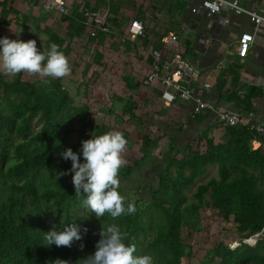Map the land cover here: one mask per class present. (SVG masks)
Returning a JSON list of instances; mask_svg holds the SVG:
<instances>
[{
  "label": "trees",
  "instance_id": "trees-1",
  "mask_svg": "<svg viewBox=\"0 0 264 264\" xmlns=\"http://www.w3.org/2000/svg\"><path fill=\"white\" fill-rule=\"evenodd\" d=\"M0 6V23L8 26L10 21L3 19L10 13H17L7 0ZM61 21L67 24L64 35L68 41L50 28L40 31L35 26L34 30L47 36L45 52L50 50L51 43H56L68 57L74 51L71 47L73 39L80 38L89 25L82 12L62 15ZM24 23L23 18L20 24ZM110 35L114 34L98 33L96 37H89L88 42L102 46ZM101 59L102 55L96 53L94 63ZM127 85L128 88L132 86ZM136 109V104L129 101L122 108V116L134 119ZM88 112L87 106L73 107L61 78H43L30 83L22 80V73L11 81L5 80L4 73H0V264H54L57 259L78 264L94 254L95 244L100 239L99 232L111 225L129 233L126 243L135 244L134 255L137 256L138 249H142L139 235H149L151 239L145 248L155 264H181L186 247L181 230L188 229L186 233L190 235L188 216H196L203 207L216 210L225 222L232 217L235 229L243 239L262 231L264 192L255 188L251 178L235 179L232 174L239 171L241 165L264 170V156L258 151L250 153L247 147L250 133L247 128L236 130L235 127L226 129L231 136L228 145L213 146L206 136L204 153L188 148L180 159L176 157L172 140H168V157L164 166L154 170L157 185L149 189V201H134V214L116 219L108 213L99 219L92 214L87 221L73 216L72 213L83 206L87 195L82 190L81 196L75 195L73 173L69 171L71 161L64 160L60 155L62 151L58 149L70 148L83 163L81 141L92 137L81 136L74 146L68 145L67 140L75 131L73 123H79L82 129L88 128L94 136L111 131L109 125L92 123L87 118ZM33 124L39 125L38 131H33ZM158 142L159 139L144 136L141 156L134 165L138 166L148 158ZM211 164L218 165L219 179L211 178L206 184L197 186L193 194L195 203L186 205V193ZM124 170L129 175L133 168ZM62 172L68 174L57 175ZM261 177H264V171ZM205 195L208 199H204ZM150 207L157 212L159 222L152 221L147 211ZM49 212L53 214L54 226L58 230L70 224L86 223V235L80 241H74L71 247H47L43 234L50 231L46 222ZM248 243L253 244L249 240ZM261 251H264V239L254 248L241 243L235 250L220 243L206 254L200 264H213L216 259L219 264H264Z\"/></svg>",
  "mask_w": 264,
  "mask_h": 264
},
{
  "label": "crops",
  "instance_id": "crops-1",
  "mask_svg": "<svg viewBox=\"0 0 264 264\" xmlns=\"http://www.w3.org/2000/svg\"><path fill=\"white\" fill-rule=\"evenodd\" d=\"M2 1L4 0H0V3ZM7 1L17 15L10 13L3 19L7 22L10 21L6 27H9L11 23L20 24L24 18V26L32 24L33 27L38 26L40 31L50 28L66 40L67 37L64 33H66L67 24L62 23V14L57 11H44L42 9L44 0ZM238 1L243 8L249 10L264 9V0ZM66 4L67 13L65 16L75 15L84 10L98 11L106 14L108 23L113 31L118 33V36L125 37L119 39L120 37L114 33V35L106 37L102 46L91 43L95 51L92 65L97 67L101 66L102 62L104 64L106 55L114 60L115 63H112V66L124 65V61L120 63L121 57L128 54L132 62L128 65L129 70L139 72L140 76H134L132 73L125 80L130 85L129 81L134 77L135 81L132 80L138 84L136 89L139 90V96L142 98L139 102L146 105L147 108L144 110L148 113L149 119L152 115L154 118H162L167 113L171 115L170 122L173 124L174 130L168 140H172L171 143L175 146L177 154L182 148L186 153L188 148L204 153L206 151V136L212 141L213 146L228 145L231 140L230 133L226 130L228 126H223L220 123L217 111L237 114L240 123L235 127L236 130L247 128L249 124H264V29L255 32L254 41L246 58L240 59L236 54L239 35L244 32L253 33V25L246 17L233 14L227 7H222L219 14L206 17L201 7V0H66ZM132 20H138L144 25V37L129 39L126 36L125 30ZM0 25L3 24L0 23ZM60 32H63V36L60 35ZM177 33L180 36L177 46L171 47L163 42L164 37ZM28 39L31 40V36ZM120 40L123 44L120 43ZM88 41L86 30L80 38H74L72 42L78 43L79 46ZM153 50H159L164 57L178 53L184 60L200 69V76L194 77L190 86L198 97L212 102L217 111L192 117L190 116L191 102L176 101L168 106L163 105L161 86L157 84L148 87L142 86V78L150 71ZM96 53L102 55V59L98 63H94ZM97 77L99 78V76ZM204 83L210 85L206 90L202 86ZM134 93L136 92L134 91ZM133 102L136 104L134 99ZM136 106L139 108L137 104ZM153 120L155 123L157 122L156 119ZM248 132L251 136L247 143L249 152L258 151L259 154H263L264 140L258 135ZM168 140L166 142L167 151ZM262 171L264 170L241 165L239 171L232 174V178H251L255 182V188L264 192ZM205 173L206 175L210 173L209 177L203 176L205 179L208 178V181L211 178L219 179L218 165H208ZM233 238L231 243L238 245L232 250L240 247L241 243L254 248L258 242L264 239V237L258 239V234L249 239H243L238 232L237 237ZM248 240L253 244L248 243ZM220 243L226 246L225 243ZM228 245L230 244L228 243ZM261 253L264 254V251Z\"/></svg>",
  "mask_w": 264,
  "mask_h": 264
},
{
  "label": "rangeland",
  "instance_id": "rangeland-1",
  "mask_svg": "<svg viewBox=\"0 0 264 264\" xmlns=\"http://www.w3.org/2000/svg\"><path fill=\"white\" fill-rule=\"evenodd\" d=\"M20 29L21 32L19 33ZM88 29L89 27L87 26ZM116 34L118 36V33ZM60 35L63 36V32H60ZM30 36L31 40L36 41L38 51L45 52L44 45L47 36L44 33L36 32L32 24L24 26L23 24L11 23L9 27L0 25V38L7 37L11 40L18 39L27 42ZM124 38L122 36L119 39ZM66 41H68L67 38ZM120 43L123 44L122 41ZM77 44L73 42L71 44L74 52L67 57L71 72L68 76L61 78V82L70 94L73 107H88L87 118L92 123H103L109 125L111 131L123 133L125 139L128 141L126 150L123 153V158L127 160V164L119 172L121 182L119 191L131 202L138 199L147 202L150 199L149 189H154L157 185L154 170L163 167L164 160L168 157L166 142L174 130L173 124L170 122L171 115L167 113L162 118H154L152 115L151 119H149L148 113L144 110L147 108L146 105L139 102L142 98L139 96V90L136 89L138 84L135 89L133 87L136 85L134 77H132L134 81L132 79L129 81L130 85H132L131 88H128L129 86L126 84L125 79L132 73L134 76H140L139 72H131L129 70L128 65L132 62L128 54H125L123 58L121 57L120 63L124 61V65L112 66V63H115L114 60L112 57L106 55L104 64L102 62L101 66L95 67L92 65L95 52L94 46L89 42L79 46ZM86 67L88 68L87 71ZM0 73H3L2 69H0ZM13 78L4 74L5 80L11 81ZM40 79L43 78L38 75L22 73V80L24 82L34 83ZM133 99L139 108L137 107L134 111L135 118L128 119V116H122V108L127 102H133ZM153 119H156L157 122L155 123ZM73 125L75 131L67 140V144L71 146H74L81 136L91 135L88 128L82 129L77 122H74ZM38 129L39 125L33 124V131H38ZM144 136H149L151 139H159V142L150 152L151 156L141 161L138 166H135L134 162L141 156V144ZM58 151L63 152L62 147ZM184 154L186 152L182 148L178 151L176 157L180 159ZM126 167L133 168L131 174H125L124 169ZM206 173L203 176L209 177L210 173L207 175ZM203 176L196 179L195 185L186 193V205L195 203V199L193 198L195 188L198 185L206 184L208 181V178L205 179ZM204 199H208V196H205ZM147 211L152 221L159 222L157 212L153 207L148 208ZM72 214L75 217L82 218L83 221H87L92 217L91 211L84 205ZM46 215V222L49 223V229L51 230L56 224L53 219L54 216L50 212ZM188 219H190V235L186 233L188 229L183 228L181 230V237L186 245L185 256L181 259V264H200L205 259L206 254L211 253L212 249L220 242L225 243L230 250L234 249L236 243L233 245L231 240L234 239L233 237H237V232L235 231V227H233L235 224L232 222V217L229 218V222H225L216 210L203 207L198 211L196 216L189 215ZM143 220H145L144 217ZM75 226L81 230V235L84 237L86 233L83 230L88 227V224L82 223ZM150 239L149 235H139V243H141L142 249H138L137 256L149 255V251L145 246ZM251 240L253 241V239ZM213 264H219V260L216 259Z\"/></svg>",
  "mask_w": 264,
  "mask_h": 264
},
{
  "label": "clouds",
  "instance_id": "clouds-1",
  "mask_svg": "<svg viewBox=\"0 0 264 264\" xmlns=\"http://www.w3.org/2000/svg\"><path fill=\"white\" fill-rule=\"evenodd\" d=\"M21 32V29L19 33ZM18 33V34H19ZM17 34V35H18ZM49 51L41 52L36 41L11 40L0 38V69L7 76L15 77L21 73L38 75L42 78H63L70 74L68 58L56 43L49 45ZM91 139L81 141V154L84 162L70 148L60 153L64 160L71 161L72 184L75 195L81 190L87 195L83 205L97 219L106 213L113 219L136 212L134 202H129L119 191V172L127 164L123 158L128 141L123 133L109 131L102 135L91 134ZM59 142H57L58 144ZM68 172L57 174L67 175ZM84 233L87 229L83 230ZM44 235L47 247H71L74 241L82 239L81 230L74 224L58 230L55 226ZM100 239L95 244L93 255L78 264H155L151 255L136 256L134 243H126L129 233L121 231L116 225L108 226L99 232ZM54 264H68L57 259Z\"/></svg>",
  "mask_w": 264,
  "mask_h": 264
},
{
  "label": "built area",
  "instance_id": "built-area-1",
  "mask_svg": "<svg viewBox=\"0 0 264 264\" xmlns=\"http://www.w3.org/2000/svg\"><path fill=\"white\" fill-rule=\"evenodd\" d=\"M42 9L46 12L57 11L65 15L67 13L66 0H44ZM201 7L206 17H212L219 14L222 7H227L237 16L246 17L253 25V33H241L237 40V57L240 59L246 58L252 42L254 41L255 32L259 29H264V9L249 10L243 8L238 0H201ZM83 15L87 19L89 29L87 30L88 37H96L98 33L114 34L112 27L108 23L106 14L98 11L84 10ZM126 36L129 39L144 37L145 27L138 20H132L125 30ZM179 34H170L163 38V42L168 46H177L179 41ZM152 63L150 71L141 80L144 87L157 84L162 87L161 101L163 105H170L176 101H189L192 104L191 115L192 117L216 112L215 105L198 97L190 82L194 77L201 74L200 69L196 68L193 64L187 62L183 57L178 54H172L169 57H164L159 50L151 52ZM203 89H208L210 85L204 83ZM217 118L223 126L236 127L239 125V116L235 113L228 111L216 112ZM248 131L258 135L264 140V124H249L247 125ZM264 156V151L263 154ZM257 235V234H256ZM259 238L264 237V227L260 233Z\"/></svg>",
  "mask_w": 264,
  "mask_h": 264
},
{
  "label": "bare ground",
  "instance_id": "bare-ground-1",
  "mask_svg": "<svg viewBox=\"0 0 264 264\" xmlns=\"http://www.w3.org/2000/svg\"><path fill=\"white\" fill-rule=\"evenodd\" d=\"M251 240V239H250ZM254 241V240H253ZM238 244L235 245V247L237 246Z\"/></svg>",
  "mask_w": 264,
  "mask_h": 264
}]
</instances>
